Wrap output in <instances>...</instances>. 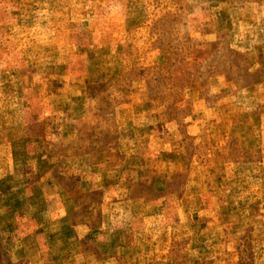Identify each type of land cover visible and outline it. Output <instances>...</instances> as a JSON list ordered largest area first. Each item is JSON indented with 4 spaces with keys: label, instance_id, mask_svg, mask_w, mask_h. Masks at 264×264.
Listing matches in <instances>:
<instances>
[{
    "label": "rangeland",
    "instance_id": "obj_1",
    "mask_svg": "<svg viewBox=\"0 0 264 264\" xmlns=\"http://www.w3.org/2000/svg\"><path fill=\"white\" fill-rule=\"evenodd\" d=\"M0 264H264V0H0Z\"/></svg>",
    "mask_w": 264,
    "mask_h": 264
},
{
    "label": "crops",
    "instance_id": "obj_2",
    "mask_svg": "<svg viewBox=\"0 0 264 264\" xmlns=\"http://www.w3.org/2000/svg\"><path fill=\"white\" fill-rule=\"evenodd\" d=\"M122 172H123V173H127V172H128V170H126V169H125V170H122Z\"/></svg>",
    "mask_w": 264,
    "mask_h": 264
}]
</instances>
